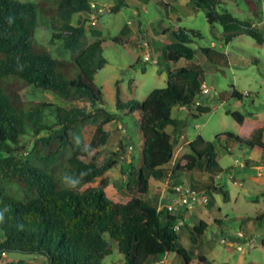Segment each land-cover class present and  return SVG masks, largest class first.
I'll list each match as a JSON object with an SVG mask.
<instances>
[{
  "label": "trees",
  "instance_id": "obj_1",
  "mask_svg": "<svg viewBox=\"0 0 264 264\" xmlns=\"http://www.w3.org/2000/svg\"><path fill=\"white\" fill-rule=\"evenodd\" d=\"M91 1L0 0V257L3 252L23 253L42 257L46 264H103L113 251L108 235L117 242L126 264L156 262L158 257L172 252L182 257L184 264H216L206 255L184 247L179 230L175 229L179 217L147 198L151 185L158 192L173 191L167 182L160 184L169 176L162 166L174 158V149L184 134L183 121L174 117L172 110L184 108L194 117L212 112L209 105L196 104L204 94L202 69L197 64L177 69L167 67V86L154 89L143 101L124 102L120 81H116L117 110L139 117L142 161L138 170L130 174V180L135 177L137 184L133 196L128 201L110 197L103 176L116 162L107 160L98 164L97 159L100 147L108 142L105 126L119 115L104 106L103 92L95 83L97 71L107 60L101 54L102 39L87 42ZM221 1L189 0V3L204 12L209 24L223 27L226 44L241 34L264 42V32L253 20H241L227 10H220ZM125 5V0H116L110 11L118 12ZM39 12L49 29L50 44L61 41L62 48L71 52L73 64L54 57L50 49L35 39ZM76 15L82 17L78 24L73 23ZM129 32L130 27L123 26L113 41L125 38L130 41ZM172 33L175 41L166 45L165 60H192L195 50L191 43L200 34L182 27ZM201 51L213 64H228L223 61L224 54L212 46L202 47ZM18 82L50 90L67 101H86L89 107L23 100L14 89ZM247 95L238 90L232 92L239 100ZM227 113L240 124L254 115L239 110ZM91 125L95 127L85 143L81 141V127ZM168 127L172 129L169 131ZM28 131L35 139L30 157L21 159L19 153L24 149L21 137ZM225 136L239 144L240 152L259 149L264 154V126L254 130L249 139H244L242 133L226 132ZM187 147L179 154L171 177L177 171H206L211 175L210 181L200 190L208 194L221 192L228 198V192L221 186H210L212 176L222 172L215 143L199 134ZM226 147L232 150L228 143ZM68 149L71 153L64 166L56 168ZM124 150L121 142L118 151ZM251 162L255 161L248 159L245 165ZM98 178L100 182L94 186ZM7 182L16 184L24 199L10 193ZM256 219L263 220L264 214ZM190 220L193 222L190 239L197 243L210 224L195 214H191ZM215 222L222 224L223 219ZM7 264L25 262L10 260Z\"/></svg>",
  "mask_w": 264,
  "mask_h": 264
},
{
  "label": "rangeland",
  "instance_id": "obj_2",
  "mask_svg": "<svg viewBox=\"0 0 264 264\" xmlns=\"http://www.w3.org/2000/svg\"><path fill=\"white\" fill-rule=\"evenodd\" d=\"M20 1L38 2L40 0ZM93 1L99 5L116 2V0ZM125 1L127 5L118 12L104 11L101 13L96 25L86 23L87 42L102 39L101 54L107 60V63L97 71L95 83L103 92L104 106L119 115L115 121L105 126L108 142L100 147L101 155L97 159L98 164H103L107 160L116 162L103 176L108 182L107 194L121 201H128L134 194L136 183L135 177L130 180L131 171L138 170L142 161L139 117L136 113L125 115V111L122 114L117 110L116 81H120L124 102L132 99L143 101L154 89L167 86V67L177 69L197 64L202 69L203 83L210 89V93L200 96L198 104L209 105L212 112L194 117L187 109L174 108L172 110L174 116L182 119L185 127L182 141L176 145L174 158L169 162L166 170L171 172L179 154L188 149L186 141L201 134L215 143L218 164L222 167V172L218 174L220 177L213 175L210 186H221L223 191L228 192V198H224L221 192L209 193L205 204H196L193 210L187 213L186 224L179 229L180 241L189 251L204 254L216 264L221 262L264 264V245L262 244L264 219H256L257 216L264 214V195H262L264 192V154L259 149L251 152L244 149L240 152L239 144L232 140L228 141L225 136L226 132L242 133L244 139H249L254 130L264 126V42L258 43L246 34L236 36L228 43V46L225 43L222 48L217 46L218 51H224L222 52L223 61L227 60L228 64H213L201 48L210 46L212 41L221 42L220 35L224 34V30L218 23L209 24L204 12L196 10L194 15L181 14V20L175 21V24L187 29H195L200 34L201 37L194 39L191 43L196 53L195 57L192 60L182 58L177 62L167 61L163 52L166 45L175 39L173 33L163 35L161 31V24L172 26L165 6L158 0H149L146 4ZM251 3L255 8L260 9L259 19H262L264 0H252ZM228 6L233 9L232 4ZM134 8L139 11V15L133 14ZM231 12L235 13L233 10ZM79 19L82 20V17L76 15L73 23L78 24ZM128 19L134 23L141 21L148 26L151 36L138 32L135 40L132 38L126 42L125 38L121 42H114L113 37L120 34L121 28L130 25L127 23ZM38 20L35 39L40 45L50 49L54 57L73 64L71 52L62 48L61 41L50 44V32L48 27L44 26L45 22L40 12ZM259 30L264 32V24L260 25ZM143 40H149L151 44L149 60L143 59L145 47L140 42ZM153 59L157 62H153ZM14 89L19 92L23 100H42L65 107H89L86 101H67L50 90L44 91L20 82L15 83ZM234 90L248 95L239 100L232 96ZM228 110L250 111L254 113V116L249 117L242 125L227 113ZM120 125L125 129L126 136ZM94 127L95 125L81 127V141L85 143L89 141ZM171 129L168 127V130ZM34 139L35 136L31 131L21 137V145L24 146L19 153L21 159L30 157L29 151ZM121 142L125 145V150L120 153L117 147L121 145ZM227 143L232 146L231 151L227 150ZM130 146L132 148H129ZM70 153L71 150L68 149L56 163V168L64 166ZM248 159L255 162L247 166L245 164ZM246 167L248 169H245ZM209 176H211L210 173L200 169H195L193 172L177 171L174 178L170 175L166 181L172 189L175 182L194 185L197 189H201L203 184L210 181ZM99 182L100 178L96 179L93 185L96 186ZM154 187L155 185L151 186L152 189ZM8 190L16 197L24 199V195L16 184L8 183ZM191 214L197 215L210 224L197 243H193L190 239L189 231L193 227V222L190 221ZM216 219H223V223L217 224ZM106 237L111 241L113 251L104 258L103 264H126L117 242L108 235ZM253 240L254 245H252ZM0 260L2 264H7L10 260L23 261L25 264H46L42 257L23 253L2 254ZM154 261H162V264H184L182 257L174 252L160 256ZM148 264H154V262Z\"/></svg>",
  "mask_w": 264,
  "mask_h": 264
},
{
  "label": "crops",
  "instance_id": "obj_3",
  "mask_svg": "<svg viewBox=\"0 0 264 264\" xmlns=\"http://www.w3.org/2000/svg\"><path fill=\"white\" fill-rule=\"evenodd\" d=\"M130 1H133V2L137 1L136 4L139 3V2H143L144 4H146V2H148L149 0H130ZM166 1L169 3V6H171V8H172V13L170 15L168 13V8L166 7L167 6ZM158 2L165 6L166 12H167L168 17H169V20H170V22L172 24V26H170V27L169 26H164L163 24H161V31H162L163 35L172 34L175 25H177L179 27H182V28H185L182 25L175 24V21L176 20H181V14H184L186 16H192V15H194L193 13L196 11L192 6H190L189 0H158ZM251 2H252V0H236V1H228V0L224 1L223 0V1H221V4H220V6L218 8L220 10H227L228 12L232 13L235 17H237V18H239L241 20H253L255 22L256 26L259 28L260 25L264 24V17H262V19H259V16L261 14L260 9L255 8V6H253V4ZM229 4L233 5V9L229 8V6H228ZM103 5H107V6L114 5V2L106 3V4H103ZM223 6H225V7H223ZM231 10H233L235 13L231 12ZM133 14L134 15H139L140 13H139L138 10H136L134 8ZM262 14H264V8L262 10ZM129 21L131 23H129ZM127 23L130 24L129 25L130 32H129V35L127 36V38L131 37V40H132V38H133V40H135L136 34L138 32H140V33L142 32V33H146L147 35H150V29L148 28V26H145L141 21H138V22L134 23L131 19H128ZM214 28L217 29L215 26H214ZM185 29H187V28H185ZM187 30H195V29H187ZM220 36L222 38V41L221 42L212 41L210 46H212V47H214L216 49H217V46H220L221 48L224 47L223 46V44L225 43V41L223 39L224 34H222ZM174 39H175V37H174ZM226 46H228V44H226ZM222 52H224V51H222ZM224 59H226V58H224ZM227 59H228V57H227ZM179 110H184V108H180ZM172 115H173V113H172ZM174 117H176V116H174ZM248 118L249 117H246L245 121ZM245 121L243 122L242 125L245 124ZM123 133H124L125 136L127 135V133H125V132H123ZM182 138H183V135L180 138L178 143H180L182 141ZM191 140L192 139L187 140L186 144L188 145V143ZM168 164H166V165H164L162 167L167 169L168 168V166H167ZM172 170H171V172H168L169 176L164 178V181L162 180L160 182V184L165 183L166 179L170 178ZM166 182H168V181H166ZM136 185L137 184L135 183V186ZM147 198L153 200L155 203H157L159 205V208H161V207L166 205V203H168L171 200V193H170V191H167V189L162 190L161 192H158L157 188L155 186L153 189L150 188V192L147 195ZM154 264H162V261H158V262L156 261V262H154Z\"/></svg>",
  "mask_w": 264,
  "mask_h": 264
},
{
  "label": "built area",
  "instance_id": "obj_4",
  "mask_svg": "<svg viewBox=\"0 0 264 264\" xmlns=\"http://www.w3.org/2000/svg\"><path fill=\"white\" fill-rule=\"evenodd\" d=\"M167 3V8H168V13L169 15L172 13V8L169 6V3ZM111 10V5H99L95 1H91V11L88 13V18L89 22L92 25H96L98 22V18L103 13L104 11H110ZM129 23H131L129 21ZM179 26L175 25L174 29H178ZM141 45L145 47L144 53H143V59L149 60L151 58L150 54V41L149 40H143L141 41ZM153 62H157L156 60L153 59ZM201 91L204 94L210 93V89L203 83L201 87ZM247 94V93H246ZM198 104V102L196 103ZM122 128V126L120 125ZM123 129V132H125V129ZM129 148H132L130 146ZM117 150H119V147H117ZM239 162V161H238ZM241 164V162H239ZM220 177V175H218ZM208 201V193L206 190H199L197 188H194L191 185H187L184 183H175L173 186V191L171 193V200L166 203V206L169 211L177 215L179 217V221L175 226L176 230H179L181 226L186 224L187 217H188V212L193 210L194 206L196 204L200 203H206ZM255 241L253 240L254 245ZM5 255L6 253L3 252Z\"/></svg>",
  "mask_w": 264,
  "mask_h": 264
}]
</instances>
